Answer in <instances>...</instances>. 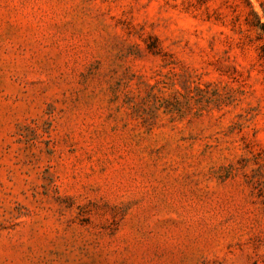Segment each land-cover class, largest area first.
<instances>
[{
  "label": "rangeland",
  "instance_id": "obj_1",
  "mask_svg": "<svg viewBox=\"0 0 264 264\" xmlns=\"http://www.w3.org/2000/svg\"><path fill=\"white\" fill-rule=\"evenodd\" d=\"M264 0H0V264H264Z\"/></svg>",
  "mask_w": 264,
  "mask_h": 264
},
{
  "label": "trees",
  "instance_id": "obj_2",
  "mask_svg": "<svg viewBox=\"0 0 264 264\" xmlns=\"http://www.w3.org/2000/svg\"><path fill=\"white\" fill-rule=\"evenodd\" d=\"M264 49V48H263Z\"/></svg>",
  "mask_w": 264,
  "mask_h": 264
}]
</instances>
